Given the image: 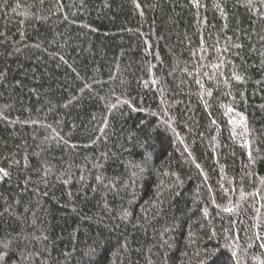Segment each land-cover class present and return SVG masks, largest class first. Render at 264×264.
I'll return each mask as SVG.
<instances>
[{"label": "trees", "instance_id": "16d2710c", "mask_svg": "<svg viewBox=\"0 0 264 264\" xmlns=\"http://www.w3.org/2000/svg\"><path fill=\"white\" fill-rule=\"evenodd\" d=\"M0 169V264H264V0H0Z\"/></svg>", "mask_w": 264, "mask_h": 264}, {"label": "snow or ice", "instance_id": "6c2138e0", "mask_svg": "<svg viewBox=\"0 0 264 264\" xmlns=\"http://www.w3.org/2000/svg\"><path fill=\"white\" fill-rule=\"evenodd\" d=\"M198 3V0H197ZM217 7H219V5H217ZM237 79H239V77H237ZM249 158L251 159V151H249ZM197 167H199V165H197ZM3 169H0V172H3ZM4 175H7L6 172H4ZM226 211H232V209H225ZM262 247H264V244L261 245Z\"/></svg>", "mask_w": 264, "mask_h": 264}]
</instances>
